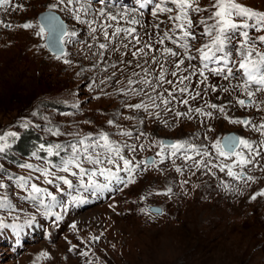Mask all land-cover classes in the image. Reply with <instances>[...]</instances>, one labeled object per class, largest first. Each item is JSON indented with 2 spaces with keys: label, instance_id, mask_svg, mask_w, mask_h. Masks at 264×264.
I'll return each instance as SVG.
<instances>
[{
  "label": "rangeland",
  "instance_id": "1",
  "mask_svg": "<svg viewBox=\"0 0 264 264\" xmlns=\"http://www.w3.org/2000/svg\"><path fill=\"white\" fill-rule=\"evenodd\" d=\"M48 1L35 0L37 4L31 15L28 8L17 12L16 8L26 0H8L0 5V136L16 133V136H6L0 142L6 145L5 150L0 152V184L5 185L0 188V197H7L5 206L0 207V223L5 225L0 227V264H82V258L100 263L105 256L118 261L121 257L126 263L138 264V257L150 253L158 264H173L186 249L188 241L183 240L181 235L187 228L194 232L206 227L208 222H221L228 208L241 213L253 202L260 200L264 203V195H260L264 192V128H260L264 125V91H256L257 86L251 85L249 90L255 94L249 98L241 86L243 80L239 73L225 80L223 75L227 73L217 76L206 72V82H202L203 77L197 74L191 76L190 81L179 83V76L188 75L184 69H188L189 63L201 67L194 49L209 42L208 37L200 35L203 31L201 26L195 29L196 39L190 41L193 46L191 55L197 59L191 62L185 60L178 76L173 77L170 73L176 71L175 58L181 57L166 56L161 49L169 47L181 53L183 49L169 40L162 45L157 42L172 27L168 16L174 14L175 7L171 3L164 6L173 8V13H158L154 17L152 11L160 0H151V3L147 0H105L104 4L89 0L93 8L87 13L74 10L85 0H80V3L74 0L73 9L69 12L75 14L70 18ZM51 1L61 5L60 0ZM198 2L206 11L193 14L194 22L210 15L214 0ZM237 2L264 11V0ZM141 4L144 6L141 7ZM100 7L118 17L124 14L126 19L119 20V24L134 27V35L138 36L142 45L138 46L131 37L121 34V38L112 39L108 48L100 49L99 44L106 41L99 28L103 18L95 11ZM46 10L56 12L69 33L61 41L63 53L59 59L45 45L47 33L38 34L42 27L38 16ZM132 19L140 23H128ZM19 21H31L32 28H20L22 33L18 34L9 27V22L17 24ZM158 23L160 27L156 28ZM93 27L97 31L93 32ZM112 30L108 29L109 33ZM247 31L250 39L264 35V30ZM238 40L239 37H236L233 46ZM148 41L152 44L154 41V46L151 51L145 48L147 56L133 57L127 53L129 48H141ZM254 43L257 51L264 52V43L258 40ZM124 44L128 47H123ZM230 59L238 60L239 57L233 52ZM138 64L140 67H137ZM161 64L166 79L172 84L157 86ZM218 66L222 65H209ZM145 69L147 73L143 71ZM145 75L150 86L128 84L129 79L140 81ZM185 86L189 89L188 93L178 91ZM213 86L216 91H212ZM133 88L136 92L132 91ZM153 88L156 90L153 91ZM169 92L173 93L175 100L169 97ZM197 92L200 95L197 96ZM192 96L195 99H191ZM182 99H187L188 104L181 103ZM240 99L246 101L245 106L238 103ZM163 100L169 103H162ZM141 103L147 107H129ZM211 104L218 107H208ZM197 108L211 112L212 116L197 113ZM189 109L192 111L189 112ZM177 112L189 114L177 116ZM110 120L113 123L109 124ZM231 120H247L250 123L244 125ZM25 125L32 127L40 135L41 144L46 146L54 143L67 145L74 138L89 133H108L121 148L122 155L138 165L132 182H114L108 190L92 195L83 190H67L62 184L65 192L56 193L55 187L42 183V177L41 180L33 179L31 182L48 187L62 202L60 206L47 209L60 215V220L56 221L55 215H46L44 206L25 199L26 192L17 187V177L34 178L39 175L23 165H42L37 155L47 158L46 152L38 151L39 147L36 155L21 153L15 148V142L27 128ZM56 129H59L60 135L51 134ZM228 132L236 133L252 145L251 149H241L250 163L233 169L241 174L239 179L228 176L227 170L221 171L219 167L231 163L233 157H219L212 147ZM167 138L194 145L195 150L186 148L171 155L173 150L165 146L162 151L159 143ZM185 151L192 157L191 160L184 159ZM204 151L209 155L203 156ZM51 159L53 162L58 160L55 156ZM198 160L201 161L200 166L196 164ZM119 175L122 180H127L124 172ZM256 184H261L262 189L256 194L251 193L257 188ZM73 196L86 202L73 203ZM210 198L215 199L221 209L206 203ZM177 201L191 202L189 211H180L181 217L185 218L184 224L176 221L168 223L167 220L169 206L176 212ZM153 205L161 207V214L149 209ZM256 248L251 250L244 263L260 264Z\"/></svg>",
  "mask_w": 264,
  "mask_h": 264
},
{
  "label": "snow or ice",
  "instance_id": "2",
  "mask_svg": "<svg viewBox=\"0 0 264 264\" xmlns=\"http://www.w3.org/2000/svg\"><path fill=\"white\" fill-rule=\"evenodd\" d=\"M8 0H0V5L7 3ZM74 0H68L69 4H73ZM76 3H80V0H75ZM98 3L104 4L105 0H97ZM148 3H151V0H147ZM167 3H171L175 7V12L173 15L168 16V20L171 21L172 27L166 30L163 33V36L158 39L159 44H164L165 40H169L172 44L177 45L178 48L183 49V52L177 51L173 48L164 47L161 49L162 54L170 57H181L178 60H175L176 71H172L170 74L173 77L178 76V72L181 70V65L185 63V60L191 62L192 60L197 59L196 56L191 55V50L193 49L190 41L196 39L195 29L198 26L203 28V31L200 33L202 36L208 37V43L201 45L200 48L194 49L198 53V59L201 64V67L197 68L195 65L189 63L188 69L184 71L188 72V75H181L178 77L179 83L184 84L185 81H190L191 76L199 75L203 77L202 82H206L208 76L206 72L211 75H223L225 80H228L230 77H233L236 73L240 74V77L243 80L241 85L244 89L246 95L251 98L254 96V92L249 90L251 85H256V91H264V52L256 50V45L254 40H258L261 43H264V35L257 36L250 39L248 29H255L257 32L264 30V11H257L253 8H250L246 5H242L237 2V0H214L213 4L210 6L211 11L210 15L200 20L194 22L193 14L206 11L203 9L198 0H160L159 3L155 4V10L152 11V15L155 17L158 13H173V8L166 7ZM144 4H141L143 7ZM93 8L92 3L89 0H85L84 3L80 4L79 8L74 9L77 13L80 12H89ZM96 14L103 19L99 25L102 35L108 43H100V49H106L111 44L112 39L121 38V34L125 37H131L135 40L136 44L140 43V40L136 33L134 27H123L119 24V20L126 19L124 14H121L119 17L112 14L109 11H106L104 7L95 9ZM79 19V15L76 17ZM45 26L52 30L56 28L59 33L60 41H63L64 36L69 35V33L64 29L63 23L59 21L58 17L52 15L45 18ZM105 21L117 22L107 23ZM128 23L135 25L139 24L140 21L132 19ZM162 23V22H161ZM24 28L31 27L30 24L22 25ZM156 28L160 27L158 23L155 25ZM108 29H113L109 33ZM178 30V31H174ZM45 27L42 26L40 29L39 35H43ZM92 31H97L96 27L92 28ZM75 35V33H71ZM175 36V38H174ZM239 37V40L233 46V41ZM123 47L127 48L128 44H124ZM145 48L151 51L152 45L145 44L144 47L137 48L131 52L133 57L137 55L147 56L148 53L145 52ZM118 50V48L116 49ZM59 59L63 53L62 47L57 49ZM233 52L239 57L238 60H231ZM103 55V53H101ZM153 60L156 59L155 56L152 57ZM68 63V61H65ZM130 63V61H129ZM210 64H220L222 66L218 67H209ZM229 64L233 65L232 67ZM137 67H140L138 64ZM160 74L157 78L158 85L167 83L172 84L171 80H167L165 77L164 66L160 65ZM189 69H192L189 71ZM235 69V71H234ZM147 73V69L144 70ZM133 75H139L138 73H133ZM144 84L150 86V81L147 78V75L140 80L134 81L129 79L128 84L131 86L133 84ZM156 89L153 88V91ZM133 92H136V89H132ZM143 91V89H141ZM167 91V90H166ZM181 93H188L189 89L187 86L181 87L178 89ZM212 91H216V87H212ZM227 91V89H225ZM169 97L173 100L176 97L172 92L168 93ZM196 95H200L199 92ZM195 99L194 96L190 97ZM181 103L187 105L188 100L182 99ZM162 103H169L168 100H163ZM238 103L241 106L246 105V101L240 99ZM129 107H134L136 109L146 108L147 105L135 104L129 105ZM210 108H217L216 104L208 105ZM223 111V107L220 108ZM192 109H189L191 112ZM195 111L199 114L211 117V112H203L201 109L197 108ZM188 112L179 113L176 115L188 116ZM232 123H239L248 125L250 122L247 120H231ZM113 121H109V124ZM27 127V125H25ZM260 128H264V125H261ZM259 130V129H257ZM52 135H60L59 129L51 131ZM124 135H130V133H123ZM6 136H16V133L5 134V136H0V142L6 139ZM161 150L165 146L170 147L173 151L171 155H175L177 152L184 150L186 148L195 150L194 145L186 144L183 141L175 142H165L160 141ZM6 145L0 143V152L5 150ZM142 147V146H141ZM212 147L215 149L219 157H233L232 162L229 164L220 165V170H227V175L239 179L241 174L235 172L234 167H244L250 163V160L244 155L241 151L242 148L251 149V143L241 137L234 135L226 136L222 140H216ZM133 151L135 149H132ZM38 151L46 152V157L36 156L37 159L42 161V165H32L27 164L23 165L29 169H32L39 175L36 177H17V187L23 189L26 192L25 199H31L33 202L44 206L46 209V215H55L56 221L60 220V215L58 213H52L47 211L56 206H60L62 202L59 200L57 194H54L49 190L48 187H42L35 182H31L33 179L41 180L44 185H51L55 187L56 193H64L65 188L61 187V184L66 186L67 190L79 191L83 190L84 192H91L92 195H97L100 192L108 190L111 185L115 183H131L133 180V172L135 171L136 165L132 160L125 158L122 155V150L119 146L115 144L110 139V135L106 132H101L98 135H93L91 133L84 135L82 137L74 138L72 142L67 145L61 143L54 144H40ZM64 153L61 155V153ZM36 155V153H33ZM161 155V153H157ZM203 156H208L209 153L204 151ZM57 157L58 160L53 162L51 157ZM185 160H191L192 157L187 154L185 151L183 153ZM162 162V161H161ZM144 163V162H141ZM197 166H200L201 161H196ZM180 169H177L179 171ZM121 172H124L127 175V180L124 181L119 175ZM63 173V174H60ZM75 178V182L74 179ZM101 179L103 182H101ZM251 179V177H249ZM5 187V185L0 184V188ZM260 195H264V192H261ZM255 199V197H253ZM7 197H0V207L5 206ZM73 203H84L86 200L78 196L72 197ZM0 227H5L0 223ZM75 227V225H73ZM42 255L46 256L47 253Z\"/></svg>",
  "mask_w": 264,
  "mask_h": 264
},
{
  "label": "trees",
  "instance_id": "3",
  "mask_svg": "<svg viewBox=\"0 0 264 264\" xmlns=\"http://www.w3.org/2000/svg\"><path fill=\"white\" fill-rule=\"evenodd\" d=\"M41 142L40 135L32 127H27L14 145L21 153L30 154L37 151ZM256 187L251 193L256 194L262 189L261 184H256ZM207 197L210 195L207 194ZM190 203L177 201L176 212H173L169 206L168 223L176 221L182 224L185 218L181 217L180 211H189ZM206 203H212L217 209H221L215 199L210 198ZM220 221L208 222L206 227L194 232L187 228L183 236L181 235L183 240L185 238L188 241L186 249L173 264H246L245 259L255 247H257L255 251H258L260 264H264V203L260 200L253 202L242 209L241 213L228 208L226 215ZM136 261H140L138 264H158L153 253L142 255ZM80 262L82 264H129L121 257L118 261L111 256H105L100 263H93L86 258H82Z\"/></svg>",
  "mask_w": 264,
  "mask_h": 264
},
{
  "label": "water",
  "instance_id": "4",
  "mask_svg": "<svg viewBox=\"0 0 264 264\" xmlns=\"http://www.w3.org/2000/svg\"><path fill=\"white\" fill-rule=\"evenodd\" d=\"M52 15L58 17L59 21H61L63 23L64 29H66L65 28V24L62 21V19L60 18V16L56 12H54L52 10H46V11L40 12L39 16H38V20H39V23L41 24V26L45 27V32L47 33L46 38H45V45H46L47 49L51 53L58 55L59 53H58L57 49L60 48V47H62V49H63V46H62L61 41L59 39L58 30L56 28H53L52 30H49L45 26V24H46L45 18L49 17V16H52ZM230 135L237 136L236 133H234V132H228L225 136L222 137V139L224 137L230 136ZM164 141L165 142H174V140H172L170 138L164 139ZM148 160L151 161L152 159L149 157ZM149 209L152 212L156 213V214H161V212H162L161 207L160 206H156V205L150 206Z\"/></svg>",
  "mask_w": 264,
  "mask_h": 264
},
{
  "label": "bare ground",
  "instance_id": "5",
  "mask_svg": "<svg viewBox=\"0 0 264 264\" xmlns=\"http://www.w3.org/2000/svg\"><path fill=\"white\" fill-rule=\"evenodd\" d=\"M60 4L61 5H57L55 2H53V1H48V3L49 4H51L53 7H58V9L59 10H61L63 13H64V15L66 16V17H70V18H72V16H74V12H69V10L70 9H73V4H69L68 3V0H60ZM35 4H37V3H35V0H26V3H23V4H21L20 6H19V8H16L17 9V12H19L20 10H22V9H24V8H28V11H29V15H31V14H33V7H34V5ZM69 18V19H70ZM24 24H30L31 26H32V22L31 21H29V22H25V21H19L17 24H15V23H13V22H9V27H11L12 29H14V30H16L15 32H18V34L19 33H22V31L20 30V28H22L23 30H25V28L24 27H22V25H24ZM29 28H32V27H29ZM9 34L11 33V32H8ZM2 36V35H1ZM4 36V35H3ZM122 36H124V35H122ZM5 40H7V39H5ZM23 41V40H22ZM19 43V42H18ZM105 43H106V41H105ZM148 44H151V45H153L154 44V41H153V44L152 43H150V41H148L147 42ZM142 45V43H140V44H138V46H141ZM145 45V44H144ZM144 45H143V47H144ZM154 46V45H153ZM156 47H159V45H156ZM132 51H134V49L133 48H129L128 50H127V53L128 54H131V52ZM157 51V50H156ZM161 55V54H160ZM180 59V58H179ZM175 60H178L177 58H175ZM163 61H164V59H163ZM162 61V62H163ZM172 61H174V60H172ZM171 61V62H172ZM170 64V63H169ZM174 64V63H173ZM172 64V65H173ZM182 66V65H181ZM144 71V70H143ZM158 72V71H157ZM150 73H151V71H150ZM123 78V77H122ZM152 81V80H151ZM144 96V95H143ZM259 99V98H258ZM257 101V100H256ZM144 103V102H143ZM149 110V109H148ZM258 125V124H257ZM259 126V125H258ZM252 128V127H251ZM263 138V137H262ZM261 143H263V142H261ZM259 145V144H258ZM255 147V146H254ZM249 151V150H248ZM257 156V155H256ZM204 160V159H203ZM203 170V169H202ZM205 171V170H204ZM203 171V172H204ZM197 173H195V175H196ZM202 175V174H201ZM200 177V176H199ZM201 178V177H200ZM206 179V178H205ZM207 180V179H206Z\"/></svg>",
  "mask_w": 264,
  "mask_h": 264
}]
</instances>
